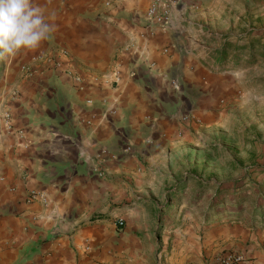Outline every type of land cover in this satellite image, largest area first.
Here are the masks:
<instances>
[{
	"label": "crops",
	"instance_id": "1",
	"mask_svg": "<svg viewBox=\"0 0 264 264\" xmlns=\"http://www.w3.org/2000/svg\"><path fill=\"white\" fill-rule=\"evenodd\" d=\"M149 1L33 0L55 31L8 62L0 264H194L231 248L264 264L250 232L200 252L143 199L147 172L173 165L178 119L205 88L182 17L151 29Z\"/></svg>",
	"mask_w": 264,
	"mask_h": 264
},
{
	"label": "rangeland",
	"instance_id": "2",
	"mask_svg": "<svg viewBox=\"0 0 264 264\" xmlns=\"http://www.w3.org/2000/svg\"><path fill=\"white\" fill-rule=\"evenodd\" d=\"M173 14L199 44L205 88L178 119L173 165L147 172L143 199L192 249L229 244L237 229L264 248V0H173ZM9 69L0 61V138L10 122Z\"/></svg>",
	"mask_w": 264,
	"mask_h": 264
},
{
	"label": "clouds",
	"instance_id": "3",
	"mask_svg": "<svg viewBox=\"0 0 264 264\" xmlns=\"http://www.w3.org/2000/svg\"><path fill=\"white\" fill-rule=\"evenodd\" d=\"M54 31L46 10L33 0H0V61L10 63L21 52L38 50Z\"/></svg>",
	"mask_w": 264,
	"mask_h": 264
},
{
	"label": "built area",
	"instance_id": "4",
	"mask_svg": "<svg viewBox=\"0 0 264 264\" xmlns=\"http://www.w3.org/2000/svg\"><path fill=\"white\" fill-rule=\"evenodd\" d=\"M173 0H150L146 12V20L149 23V28L166 29L169 26L172 16ZM36 195H29L28 201H32ZM117 227L121 228L124 225L123 220H118ZM248 259L244 254L233 249L222 250L211 257H205L201 262L194 264H245Z\"/></svg>",
	"mask_w": 264,
	"mask_h": 264
}]
</instances>
